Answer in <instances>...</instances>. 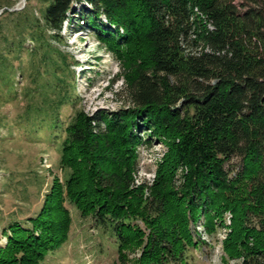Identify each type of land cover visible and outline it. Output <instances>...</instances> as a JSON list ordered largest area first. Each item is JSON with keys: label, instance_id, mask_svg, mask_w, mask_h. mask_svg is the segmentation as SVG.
<instances>
[{"label": "trees", "instance_id": "obj_1", "mask_svg": "<svg viewBox=\"0 0 264 264\" xmlns=\"http://www.w3.org/2000/svg\"><path fill=\"white\" fill-rule=\"evenodd\" d=\"M40 1L38 17L14 11L10 20L3 10L0 38L8 41L10 28L4 50H22L25 34L36 46L30 52L42 50L45 74L33 94L43 104L27 116L33 132L46 124L51 136L64 133L63 179H53L36 213L2 227L0 264H38L65 243L66 203L115 250L118 264H190L192 249L207 244L200 220L209 235L226 228V263L264 264V0H87L77 24L125 67L129 105L91 115L75 108L66 122L58 107L78 100L45 34L61 41L78 0ZM13 61L19 66V55H0V97L11 92ZM157 140L166 150L154 179L136 183L138 148Z\"/></svg>", "mask_w": 264, "mask_h": 264}, {"label": "rangeland", "instance_id": "obj_2", "mask_svg": "<svg viewBox=\"0 0 264 264\" xmlns=\"http://www.w3.org/2000/svg\"><path fill=\"white\" fill-rule=\"evenodd\" d=\"M42 6L40 0H0V14L6 9L10 12L7 18L10 20L15 17L12 14L14 11H26L29 17H38ZM72 8L68 12L67 22L62 25L61 41H54L48 37V33L45 34L49 45L63 55L67 67L61 65L57 73L64 72L62 77L68 85L66 88L73 91L78 100L75 105L61 104L58 107L57 112L64 122L70 119L75 108L91 115L98 110L111 112L129 105L123 92L125 67L121 66L120 60L91 28L82 24V21L77 24V15L83 9H90L89 2L78 0ZM100 19L105 21L103 16ZM5 30L9 41L13 36L12 31L10 28ZM25 35L23 49L15 52L4 50L8 41L0 38V55L3 59L20 57L19 66L16 61L8 66L12 67L14 74L10 79L11 92L0 97V247L7 243L2 227L10 219L25 221L36 213L53 179H63V171L59 166V147L64 133L51 136L46 124L42 127L39 124V129L33 132L30 124L32 117L27 116L29 109L43 104L42 98L33 93L36 79L40 74H45V67L39 58L42 50L30 52L36 46ZM3 70L0 68V72ZM2 87L0 89L6 91V86ZM52 109L54 104L44 108L45 111ZM165 150V144L159 140L139 146L136 183L146 180L150 184L153 181L157 161ZM66 206L72 217L68 239L38 264H118L116 252L108 246L107 241L100 239L96 230L91 229L90 223L81 218L71 205L66 203ZM225 218L226 224H229L228 213ZM196 229L207 244L201 249H192L190 264H235L234 260L230 259L228 263L223 260L221 240L226 228L221 227L209 235L204 232L200 220ZM100 246H103V251L99 249ZM138 254L135 252L131 255Z\"/></svg>", "mask_w": 264, "mask_h": 264}]
</instances>
